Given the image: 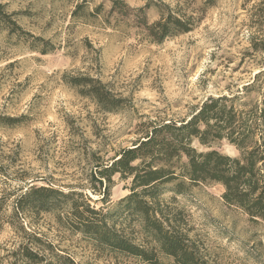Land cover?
Listing matches in <instances>:
<instances>
[{
  "label": "rangeland",
  "instance_id": "374dc122",
  "mask_svg": "<svg viewBox=\"0 0 264 264\" xmlns=\"http://www.w3.org/2000/svg\"><path fill=\"white\" fill-rule=\"evenodd\" d=\"M126 2L134 9L150 3V23L167 7L192 17L194 29L158 45L132 20L108 15L111 0H0L12 20L36 39L18 38L0 23V195L33 183L82 193L92 206L107 211L130 193L131 179L114 176L111 203L105 205L97 202L92 176L99 165L131 148L150 123L188 120L209 97L241 94L238 106L244 110L262 102V88L245 89L264 70V50L254 49L255 42L264 41V27L254 22L257 0ZM78 5L84 6L75 17ZM99 5L104 7L97 13ZM65 75L99 79L124 100L122 107L101 110L68 86ZM8 119L19 122L11 125ZM194 147L239 156L226 140ZM223 192L219 185H201L188 199H179L184 227L201 241L211 264H257L254 248L264 245V224L228 207ZM70 208L67 203L30 215L24 227L76 264H149L84 236L73 228ZM118 227L135 244L154 250L157 264H175L139 222L125 220ZM15 237L7 227L0 245L11 246Z\"/></svg>",
  "mask_w": 264,
  "mask_h": 264
},
{
  "label": "trees",
  "instance_id": "16d2710c",
  "mask_svg": "<svg viewBox=\"0 0 264 264\" xmlns=\"http://www.w3.org/2000/svg\"><path fill=\"white\" fill-rule=\"evenodd\" d=\"M215 1L206 0V4L213 5ZM257 1L254 9L258 21L254 22L264 27V0ZM111 3L108 15L132 20L154 44L187 34L195 26L192 17L177 15L167 7L160 20L150 23V3L137 9L131 8L126 0ZM83 6L78 5L75 17ZM103 7L99 5L96 12H102ZM0 23L18 38L34 39L12 20L2 5ZM254 49L264 50V41L255 42ZM64 78L68 86L93 100L101 110L111 113L122 107L124 100L117 98L99 79L83 75ZM257 87L262 88L263 100L251 109H240L241 94L232 98L209 97L188 120L150 123L131 148L123 150L112 163L99 165L92 176L93 192L100 196L97 202L111 203L114 176L131 179L130 193L107 211L105 207L92 206L91 199L82 193H67L33 183L0 195V234L10 227L18 240L11 246L0 245V264H76L70 256L56 252L37 233L24 227L28 216L48 213L67 203L73 228L102 246L157 264L154 250L135 244L119 229V223L131 220L139 222L157 250L175 264H211L201 241L191 238L185 229L184 211L176 203L188 199L192 189L201 185H219L224 189L222 199L228 207L240 210L254 224H264V70L245 89ZM17 122L18 119H8V124ZM223 140L239 151L238 157L194 147V143L211 147ZM254 250L257 264H264V245H257Z\"/></svg>",
  "mask_w": 264,
  "mask_h": 264
}]
</instances>
